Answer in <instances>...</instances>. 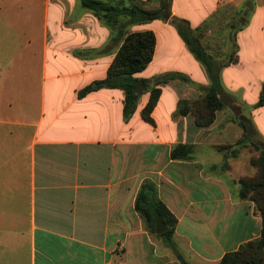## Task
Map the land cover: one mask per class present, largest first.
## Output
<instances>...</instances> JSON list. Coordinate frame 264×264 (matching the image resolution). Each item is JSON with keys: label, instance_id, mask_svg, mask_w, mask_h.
I'll use <instances>...</instances> for the list:
<instances>
[{"label": "crops", "instance_id": "crops-1", "mask_svg": "<svg viewBox=\"0 0 264 264\" xmlns=\"http://www.w3.org/2000/svg\"><path fill=\"white\" fill-rule=\"evenodd\" d=\"M168 8L166 21L135 25L120 15L110 28L81 0H0V264H181L134 210L144 182L176 219L172 240L187 264H219L260 238L262 219L252 201L239 198L238 181L254 172L247 146L262 153L249 130L264 142V106L256 108L264 0H168ZM172 18L218 69L222 108L208 127L180 113L212 83L176 28L168 30ZM145 30L161 33L159 59L155 49L135 77L176 73L189 81L159 85L153 124L141 117L149 90L128 120L120 89L79 98L106 77L124 37ZM178 145L191 153L172 158ZM224 145L230 148H217Z\"/></svg>", "mask_w": 264, "mask_h": 264}, {"label": "trees", "instance_id": "trees-1", "mask_svg": "<svg viewBox=\"0 0 264 264\" xmlns=\"http://www.w3.org/2000/svg\"><path fill=\"white\" fill-rule=\"evenodd\" d=\"M129 1L131 4L123 8H117L111 3L101 0H81V6L100 18L110 28L114 27L115 20L120 15L127 16L129 24L135 25H141L157 19L166 21L170 18L168 0H161L160 7L157 10L143 8L139 5L143 2L134 3L135 1L141 2L140 0ZM170 23L176 28L189 52L203 65L212 83L205 95L200 97V99L183 102L180 113L182 115L191 114L197 127H208L214 121L215 113L222 108V102L218 98V92L221 89L217 75L218 69L206 55L199 40L191 35L188 27L182 25L174 18L170 20ZM155 45L156 38L150 30L127 34L112 60L106 77L80 90L78 97L83 98L101 88L120 89L124 93L123 117L128 120L134 113L141 94L149 90V99L141 111V117L145 122L153 124L151 114L161 94L159 85L171 80L189 82L187 77L176 73L157 77L153 81L141 80L135 77L137 73L144 71L152 62ZM262 106H264V85L261 88L256 108ZM245 126L244 124V128ZM229 147L225 145L217 148L227 149ZM190 153L191 147L178 145L172 150L171 157L174 159L185 158ZM258 163L257 174L253 177H242L238 183L240 186L239 198L252 201L262 219L261 236L255 241L240 246L237 251L226 254L219 264H264V258L262 257V252L264 251V153H261L258 157ZM254 167L256 166L254 165ZM134 210L144 221L146 229L156 238L163 239L166 246L172 250L181 264H187L178 253L172 240L176 219L158 199L156 188L152 183L144 182L141 185L135 199ZM158 218L169 229L163 234L155 235V222Z\"/></svg>", "mask_w": 264, "mask_h": 264}, {"label": "rangeland", "instance_id": "rangeland-1", "mask_svg": "<svg viewBox=\"0 0 264 264\" xmlns=\"http://www.w3.org/2000/svg\"><path fill=\"white\" fill-rule=\"evenodd\" d=\"M134 3H136V4H138V3H142V2H137V1H135ZM160 0H145V2H143L142 4H139V5H141L143 8H145V9H147V10H157V9H159V7H160ZM156 26H160L159 25V23H157V25ZM168 30L169 29H173V26H172V24L171 23H168ZM157 28V27H156ZM161 34V33H160ZM159 32H158V34H156V38H158L159 37ZM161 38H162V36H160V40H161ZM158 39H156V54H155V57H156V64H157V61H158V59H159V45H158ZM168 44H170L169 42L167 43V45ZM167 45H166V49H167ZM177 50V49H176ZM179 50V49H178ZM221 54V53H220ZM225 58H221L218 62L219 63H223V62H225ZM199 65H201V63L199 62V61H196ZM247 76H248V80H253V74L252 73H250V71L249 72H247V74H246ZM252 83H254V82H250L249 83V85H248V87H247V90H248V100H251L252 98H253V94H254V88L253 87H249ZM184 85H186L187 83H183ZM252 86V85H251ZM205 95V92L204 93H201V95L199 96V97H197L196 99H200V97H203ZM196 99H194V100H196ZM191 101H193V100H191ZM190 102V101H189ZM221 110V109H220ZM220 110H218V111H220ZM217 111V112H218ZM247 111L248 112H246L245 113V119L247 120V121H250L251 122V119H252V116H253V114L251 113V115H250V108H247ZM217 112L215 113V117H216V115H217ZM234 115L235 116H240L241 117V114L238 112V111H235V113H234ZM233 115V116H234ZM244 119V118H243ZM214 120H215V118H214ZM249 132H250V134L249 135H247V138L248 139H254L256 142H257V144L259 145V147H262V153H264V142H262L260 139H258V137L256 136V134H255V136L253 135L254 134V132H253V130L252 129H250L249 130ZM225 146V145H224ZM230 148V147H229ZM247 149H249L250 150V152H251V154H253V157H251L250 158V166L252 167V169L254 170V172H252V173H250V177H253L254 175H256L257 174V172H258V168H259V163H258V157H259V155H258V153H257V155L256 156H254V149H253V147L252 146H247ZM251 161H252V164H251ZM254 165L256 166V167H254Z\"/></svg>", "mask_w": 264, "mask_h": 264}, {"label": "water", "instance_id": "water-1", "mask_svg": "<svg viewBox=\"0 0 264 264\" xmlns=\"http://www.w3.org/2000/svg\"><path fill=\"white\" fill-rule=\"evenodd\" d=\"M168 227L164 224V222L158 218L155 222V234L160 235L168 231Z\"/></svg>", "mask_w": 264, "mask_h": 264}]
</instances>
